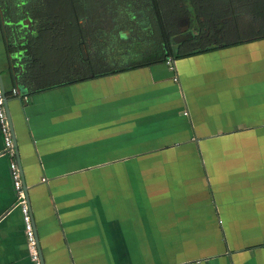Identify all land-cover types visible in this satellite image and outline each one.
I'll return each instance as SVG.
<instances>
[{
    "label": "crops",
    "instance_id": "1",
    "mask_svg": "<svg viewBox=\"0 0 264 264\" xmlns=\"http://www.w3.org/2000/svg\"><path fill=\"white\" fill-rule=\"evenodd\" d=\"M171 60L34 92L0 26L44 264H264V37ZM2 149L0 264H32Z\"/></svg>",
    "mask_w": 264,
    "mask_h": 264
},
{
    "label": "trees",
    "instance_id": "2",
    "mask_svg": "<svg viewBox=\"0 0 264 264\" xmlns=\"http://www.w3.org/2000/svg\"><path fill=\"white\" fill-rule=\"evenodd\" d=\"M106 15L138 33L130 48L116 29L104 34ZM184 24L198 42L175 49ZM0 26L16 86L38 92L264 37V0H0Z\"/></svg>",
    "mask_w": 264,
    "mask_h": 264
},
{
    "label": "built area",
    "instance_id": "3",
    "mask_svg": "<svg viewBox=\"0 0 264 264\" xmlns=\"http://www.w3.org/2000/svg\"><path fill=\"white\" fill-rule=\"evenodd\" d=\"M167 63L169 65H172V60L168 59ZM11 93L13 95H16L17 88H12ZM4 98V91L0 83V134L3 141L2 151L3 154L8 157V167L11 177V183L16 199L15 205L21 212L23 229L30 261L32 264H43L27 193L22 183L20 167L15 157L16 149L14 146L9 119L5 109Z\"/></svg>",
    "mask_w": 264,
    "mask_h": 264
},
{
    "label": "rangeland",
    "instance_id": "4",
    "mask_svg": "<svg viewBox=\"0 0 264 264\" xmlns=\"http://www.w3.org/2000/svg\"><path fill=\"white\" fill-rule=\"evenodd\" d=\"M130 9V8H129ZM130 11H135L133 8H131L130 9ZM140 14V13H139ZM140 15H143L142 13L140 14ZM108 18H109V20H107V21H102V28H103V30H105L104 31V34H106L107 32H110L111 33V29L112 28H114V29H116V34H118V33H120V34H123V38H124V40H126V41H121V44H122V48L121 49H123L124 48V46L126 47V48H130L131 47V44H133V41L136 39L135 37L138 35V33L137 34H134V33H130V30H132L131 29V27H129V28H127V29H124L123 28V26L121 27L120 26V28H122L120 31H119V27H118V25H116L115 24V19L113 18V17H110V16H108V15H106ZM127 26V25H126ZM139 34H140V32H139ZM113 36V35H112ZM145 36H147V34H145L144 33V37H143V35H140L139 37H143V38H145ZM113 38V37H112ZM115 38H117V37H115ZM118 39H119V37H118ZM120 39H121V37H120ZM119 39V40H120ZM112 43H113V41H112ZM141 48H151L150 46H147V45H144V46H140ZM122 54V53H121ZM131 61V58H126L125 60H124V62L126 63V62H130ZM174 62H176L175 60H174ZM103 64H106V63H103ZM85 65V64H84ZM106 66H108V64H106ZM100 67V69L102 68V67H105V66H103V65H101V66H99V65H97L96 66V68L98 69ZM90 67H88V65H85V66H83V68H80V70L78 69L77 70V72H75V74H85L86 73V70L85 69H89ZM91 69V68H90ZM223 76V73L222 72H220V71H218V70H215V71H213V79L214 80H216V79H220L221 77ZM175 79H177V77H175Z\"/></svg>",
    "mask_w": 264,
    "mask_h": 264
},
{
    "label": "water",
    "instance_id": "5",
    "mask_svg": "<svg viewBox=\"0 0 264 264\" xmlns=\"http://www.w3.org/2000/svg\"><path fill=\"white\" fill-rule=\"evenodd\" d=\"M193 35V33H192V31L191 30H188L187 32H180V33H177V34H175V35H173V37H172V39H173V41L175 42V43H177V42H180V41H182L184 38H186V37H191ZM0 67H1V62H0ZM0 83H1V80H0ZM2 87V86H1ZM3 89V88H2ZM4 104H5V109H6V95L4 94ZM6 111H7V109H6ZM7 113V112H6ZM8 115V114H7ZM8 119H9V117H8ZM10 123V122H9ZM14 146H15V142H14ZM15 149H17V147L15 146ZM24 188H25V190H26V193H27V197H28V192H27V188H26V186L24 185ZM28 202H29V198H28ZM37 240H38V238H37ZM38 245H39V242H38ZM39 250H40V247H39ZM40 254H41V260H42V263L44 264V262H43V259H42V253H41V250H40Z\"/></svg>",
    "mask_w": 264,
    "mask_h": 264
},
{
    "label": "flooded vegetation",
    "instance_id": "6",
    "mask_svg": "<svg viewBox=\"0 0 264 264\" xmlns=\"http://www.w3.org/2000/svg\"><path fill=\"white\" fill-rule=\"evenodd\" d=\"M188 30H191L192 33H193V35H192L191 37H186V38H184V39H183L182 41H180V42H177V43H176V46H175V49H177L178 45H179L181 42H184V41L193 40L194 44H196V43L198 42V41L195 40L196 35H197L196 30H193V28H190V27H189V24H184V25H182V27L180 28V30H179L178 33H180V32H187Z\"/></svg>",
    "mask_w": 264,
    "mask_h": 264
}]
</instances>
